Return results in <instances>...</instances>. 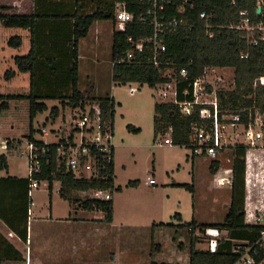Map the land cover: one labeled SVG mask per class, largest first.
Listing matches in <instances>:
<instances>
[{
  "label": "trees",
  "instance_id": "obj_1",
  "mask_svg": "<svg viewBox=\"0 0 264 264\" xmlns=\"http://www.w3.org/2000/svg\"><path fill=\"white\" fill-rule=\"evenodd\" d=\"M34 12L31 15L6 14L9 8H0V22L8 29L28 30L31 33V50L25 56H17L14 63L19 73L30 74L29 95L0 96V99L27 100L30 103V118L33 120L39 113L47 110L44 101L61 100L63 106L70 105L74 109L91 107L94 118L107 123L113 130L114 104L111 98H92L79 88V48L80 41L86 38L94 23L111 21L115 24V6L118 2L127 4V10L136 18L145 16L149 10L148 0H33ZM194 10H187V22L164 38L165 57L173 63L178 77L179 101L185 100L183 92L189 84L203 75L206 67L235 70V90H220L217 95L222 112L241 113L246 123L251 114L253 122L264 124V44L252 47L247 32L238 29L240 12L247 11L252 23H259L264 16L257 15V0H191ZM91 6L90 12L87 11ZM206 12L212 16L214 35L210 37L200 14ZM175 9L171 10L173 16ZM150 18L145 24L129 25L125 33L114 32L112 46V62H116L133 46L128 42L132 38L138 42L142 38L153 35ZM22 38L13 36L8 46L19 49ZM149 53L145 50L136 53L132 63L115 64L113 81L119 84L139 83L155 88L165 80L159 70L147 61ZM186 70L188 80L180 77ZM15 71L5 74L6 80L16 76ZM211 91V88H209ZM192 99V94L187 97ZM4 102L0 109H7ZM1 111V110H0ZM250 111V113H249ZM59 110L53 108L51 117L57 118ZM154 142L164 137L171 130L174 146L191 148L192 126L200 122L198 114L182 117L176 105L157 103L154 116ZM132 131L137 129L129 127ZM31 128L29 141L38 146L46 144L34 139ZM49 152L42 157V171L33 179L47 181L50 195L55 182L60 183V197L71 205H77L85 212H101L105 224L114 221L113 200L87 199L80 201L74 197L76 192L122 191L115 186L114 163L98 179H77L67 171L64 163L59 161L57 144L46 145ZM233 151V178L231 180L232 201L229 212L222 224L213 226L199 225L196 221L175 227H192L193 232L207 227H216L228 232L229 240H222L217 253L197 249L198 243L205 240L192 235L190 240V264H234L237 256L233 254L235 241L257 240L264 225H248L246 223V156L247 148L237 146ZM7 155L0 156V170H8ZM219 162L214 161L210 171L215 174ZM32 178L6 177L0 178V220L15 234L22 243H29V219ZM137 181L130 182L127 187L138 186ZM184 187L195 192L193 187ZM176 218L181 220L179 214ZM153 227H174L173 224H154ZM183 249V245H180ZM26 261L22 253L0 233V264L6 262L21 263ZM264 261V252L258 259Z\"/></svg>",
  "mask_w": 264,
  "mask_h": 264
},
{
  "label": "rangeland",
  "instance_id": "obj_2",
  "mask_svg": "<svg viewBox=\"0 0 264 264\" xmlns=\"http://www.w3.org/2000/svg\"><path fill=\"white\" fill-rule=\"evenodd\" d=\"M16 1L0 0V8H9L6 14H19L14 7ZM110 23L96 22L90 35L82 41L79 88L89 97L112 99L115 186L125 191L130 182L137 181L139 187L123 195L119 194L121 191L113 192L114 222L108 225L94 221L102 218L101 213L85 212L63 200L59 194V182L54 183L50 195L49 183L41 181L31 194L29 243L18 244L20 250L28 255V261L4 264H177L180 263L179 255H185L183 264H189V253L179 250L181 244L186 246V243H180V235L189 249L188 228L159 230L153 225L160 222L185 225L193 220L202 224L222 223L225 219V205L230 201L232 192L228 180L229 168L213 177L210 159L194 158L189 147L160 146L166 137H159L154 142L155 105L161 103L158 91L146 84L113 81L107 33L102 37L100 60L93 64L96 30L99 26L101 30L107 29ZM0 26L1 49L6 46L9 29L1 22ZM13 67L17 68L7 57L0 63V96L29 95L30 74L16 71L15 77L6 80L5 74ZM220 76L222 82L219 81ZM210 84L212 87L208 90L214 88L217 93L220 90L234 91L235 70L224 68L222 73L211 75ZM89 88L93 91L91 95L86 91ZM4 102L8 108L0 109V141L12 142L14 150L7 154L9 167L8 170H0V177L27 178L29 166L23 153L27 152L26 142L29 141L31 128L35 140L53 143L57 140L56 134H69L75 116H80L82 111L70 105L63 106L61 100H47L44 101L47 110L31 120L29 101L0 99V107ZM53 108L59 110L57 118L51 117ZM43 128L50 134L43 135ZM228 155L231 156V153L227 152L224 158ZM149 178L155 179L157 185L147 184ZM247 179L246 174V188L251 184ZM184 185L193 187L195 192ZM74 197L80 201L98 199L93 191L76 192ZM177 214L182 220L176 218ZM176 230H179L178 234ZM204 243L199 247L206 248Z\"/></svg>",
  "mask_w": 264,
  "mask_h": 264
},
{
  "label": "built area",
  "instance_id": "obj_3",
  "mask_svg": "<svg viewBox=\"0 0 264 264\" xmlns=\"http://www.w3.org/2000/svg\"><path fill=\"white\" fill-rule=\"evenodd\" d=\"M150 7L147 17L136 18L134 14L127 10V4L116 3L115 24L116 32L125 33L129 25L136 21L141 24L148 22L153 26V35L149 38H142L134 42L132 38L128 42L133 46L132 50L127 51L115 64L132 63L136 60V53L147 51L148 63L159 70L163 83L156 85L158 96L161 103H170L178 107L182 117H191L198 114L200 122L192 126L191 131V150L196 157H208L217 160L219 154L227 149L237 146L247 148L246 173L250 168L248 163V153L264 148V124L253 122L250 114L246 123L242 121L241 113H227L220 110L217 92L214 88L211 91L208 87L211 75H217L224 71L218 67H206L203 75L189 84V88L183 92L185 100L179 101L178 87L179 79L173 67V63L165 57L166 46L164 38L167 34L174 32L180 25L187 22V10L193 11L194 5L191 0H148ZM262 8L261 16H264V0H257V9ZM175 9L173 16L169 15ZM258 15V14H257ZM240 23L237 27L230 26L231 29H238L247 32L248 41L252 47L264 44V20L259 23H252L247 11L240 12ZM200 19L205 23V29L210 37H213L215 28L212 25V16L203 12ZM222 71V72H221ZM223 76V74H222ZM222 76L219 81L222 82ZM180 77L188 80L186 70L180 72ZM192 94V99H187ZM80 116H75L72 130L69 134H56V142L45 143L46 145L57 144V155L59 161L64 163L67 171L71 172L77 179H98L108 167L114 163L115 145L113 143V130L105 122L96 119L91 114V107L81 109ZM250 113V111H249ZM43 135L50 133L43 128ZM78 135V136H77ZM171 130L166 133L160 146H174ZM26 155L29 166V176L31 181V192L40 186L41 181L33 179L42 171V157L49 152L45 146H38L32 141H27ZM12 142L0 141V156L7 155L13 151ZM21 147V146H20ZM18 147V148H20ZM252 168V167H251ZM247 182L249 180L247 179ZM150 186L155 185L153 178L148 179ZM100 200L110 201V192L93 191ZM256 225H264V210L261 216H255ZM188 232L198 238H203L206 243V250L217 253L219 244L222 240L228 239V232L216 227H207L204 230L194 231L189 227ZM264 252V230L260 237L253 241H235L233 254L237 256L234 264H262L258 262Z\"/></svg>",
  "mask_w": 264,
  "mask_h": 264
},
{
  "label": "crops",
  "instance_id": "obj_4",
  "mask_svg": "<svg viewBox=\"0 0 264 264\" xmlns=\"http://www.w3.org/2000/svg\"><path fill=\"white\" fill-rule=\"evenodd\" d=\"M16 2L17 3L14 4V7H15L17 13H19L21 15H31L34 12V1L33 0H17ZM1 7H4V6H1ZM0 30H1V26H0ZM97 30H96V35H95V38H94L95 39L94 40V45H93V48H92L93 52H95V54H93V64L98 63L99 60H100V46H101V41H102L103 34H105V33L108 34L107 35L108 38L107 37L106 38L108 39V45L110 43V48H111L110 56H112L113 34L115 32L113 22L110 23V26L107 29L103 28L101 30V26H99L97 28ZM90 31H91V29H90ZM90 31H89L88 36L90 35ZM11 34H13V35H11ZM13 36H20L22 38V43L23 44H22V46L19 49H14V48H11V47L8 46V41ZM82 41H83V39L80 41V48H79L80 49L79 50L80 63H81V60H82V56H81ZM5 42H6V46H3L0 49V51H1L0 63L6 57L10 58L12 60V62L14 63V58L15 57H17V56H25V55H27L30 52V50H31V33L28 30L9 29V32H8V35L6 37V41ZM102 43H103V41H102ZM80 63H79V73H80ZM13 71L16 72L17 68L13 67ZM110 73H111V76H112V79H113V67H112V65H110ZM27 74L28 73H26V75ZM89 89L90 90L87 89L86 91L89 92L90 95H91V93L93 91H92V88H89ZM81 91L84 92L83 90H81ZM96 98H102V97H96ZM171 147H178V146H171ZM227 152H230L231 156L228 155L227 158H224L225 154ZM193 157L196 158V156H193ZM198 158L210 159L211 160V165H212V163L214 161H218L219 162L218 171L215 174L211 173L213 177H217L222 172L223 169L229 168L230 174L228 175V180H229V186L231 188V180L233 178V160H234L233 151L232 150H225V151L221 152L219 154V157L217 158V160H212L211 158H208V157H198ZM225 163H227V164L225 165ZM248 163L250 165V168L248 169L246 174H247V178L249 180V183H251V184L248 185L247 188H246V200H245L246 223L248 225H256L255 224L256 221H255L254 217L258 216V215L261 216V213L264 210V148L256 150V151H250L248 153ZM114 171H116L115 158H114ZM6 177L26 178V177H19V176H6ZM6 177H0V178H6ZM147 184H148V182H147ZM156 185H157V182H156L155 185H152V186H156ZM138 187L139 186L127 187L125 191L122 190L119 194L123 195V193H125L126 191L127 192L133 191V190L138 189ZM231 191H232V188H231ZM112 200L114 202L113 196H112ZM231 201H232V192H231L230 201L225 205V209H226L225 217H226V215L229 212ZM95 212L96 213H101V212H98V211H95ZM89 213H94V212H89ZM103 218H104V215L102 214V218L99 217L98 219H94V218L93 219H94V221H99L100 223L105 224V223L102 222ZM177 219L179 220V218H177ZM66 220H68V219H66ZM181 220H182V217H181ZM196 223H198L199 225H208V226L222 224V223H205V224H202V223H199L198 221H196ZM112 224H110V225H112ZM159 224H162V223L160 222ZM159 224H156V225H159ZM163 224H168V223H163ZM173 225H174V227H166V229H178V227H175V226H178V225H175V224H173ZM155 229L161 230V229H165V228L164 227H156ZM178 232H179V230H176V234H178ZM0 233L22 253V255L24 256V259L26 260L24 262H27L28 261V255L23 253L20 250V246L18 245L21 242L20 239L15 234H13L10 231V229L1 220H0ZM29 233H30V231H29ZM122 233H124V232H122ZM180 236H181L180 237V243L184 242V243H186V246L183 245V249L182 250L179 249V250L189 253V264H190V247L188 249L187 242H185L183 240V236L182 235H180ZM189 236L190 237H189V243L188 244H190V240H191L192 235L190 234ZM199 244H201V243L197 244V249L206 250V248H200ZM26 245H28V244H26ZM205 246H206V244H205ZM161 251H162V249H161ZM178 257H179V261H180L181 264L185 263V261H186V256L185 255H179ZM180 263H177V264H180ZM26 264H28V263H26ZM262 264H264V261L262 262Z\"/></svg>",
  "mask_w": 264,
  "mask_h": 264
},
{
  "label": "water",
  "instance_id": "obj_5",
  "mask_svg": "<svg viewBox=\"0 0 264 264\" xmlns=\"http://www.w3.org/2000/svg\"><path fill=\"white\" fill-rule=\"evenodd\" d=\"M261 11H262V8L261 7H258L257 14L260 15L261 14Z\"/></svg>",
  "mask_w": 264,
  "mask_h": 264
}]
</instances>
